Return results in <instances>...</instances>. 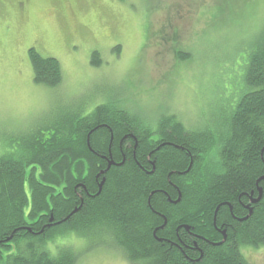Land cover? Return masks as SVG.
<instances>
[{"label":"trees","instance_id":"16d2710c","mask_svg":"<svg viewBox=\"0 0 264 264\" xmlns=\"http://www.w3.org/2000/svg\"><path fill=\"white\" fill-rule=\"evenodd\" d=\"M245 52L246 93L216 128L110 102L1 153L0 264H76L71 236L129 264H249L242 249L264 246V30ZM28 59L35 84H61L57 60Z\"/></svg>","mask_w":264,"mask_h":264},{"label":"rangeland","instance_id":"374dc122","mask_svg":"<svg viewBox=\"0 0 264 264\" xmlns=\"http://www.w3.org/2000/svg\"><path fill=\"white\" fill-rule=\"evenodd\" d=\"M263 30L264 0H0V154L110 102L151 126L216 128L246 93L245 51ZM29 49L58 61L57 88L34 83ZM69 240L76 264H129L100 237ZM242 253L264 264V246Z\"/></svg>","mask_w":264,"mask_h":264},{"label":"flooded vegetation","instance_id":"af4514ba","mask_svg":"<svg viewBox=\"0 0 264 264\" xmlns=\"http://www.w3.org/2000/svg\"><path fill=\"white\" fill-rule=\"evenodd\" d=\"M213 222L215 223V214H214V217H213ZM214 223H213V224H214Z\"/></svg>","mask_w":264,"mask_h":264},{"label":"bare ground","instance_id":"6f19581e","mask_svg":"<svg viewBox=\"0 0 264 264\" xmlns=\"http://www.w3.org/2000/svg\"><path fill=\"white\" fill-rule=\"evenodd\" d=\"M260 189V188H259ZM254 200V199H253ZM256 200V199H255ZM251 205V204H250ZM261 252V251H260ZM243 254V253H242ZM240 258H241V256H240Z\"/></svg>","mask_w":264,"mask_h":264}]
</instances>
